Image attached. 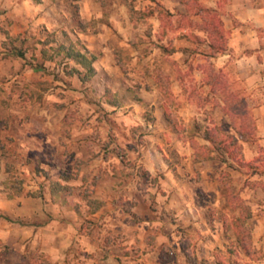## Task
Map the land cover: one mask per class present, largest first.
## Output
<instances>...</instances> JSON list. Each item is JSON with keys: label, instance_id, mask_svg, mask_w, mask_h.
I'll return each instance as SVG.
<instances>
[{"label": "rangeland", "instance_id": "374dc122", "mask_svg": "<svg viewBox=\"0 0 264 264\" xmlns=\"http://www.w3.org/2000/svg\"><path fill=\"white\" fill-rule=\"evenodd\" d=\"M37 2L0 0V106L2 103L13 106L14 103L9 101L15 96L24 103L40 101L46 89L54 92L56 86L60 87L59 82L63 83L67 79L71 85L76 79L80 81L74 70L80 76L84 71L64 57V52L69 48L88 59L94 58L82 51L79 44L62 42L60 35L48 31L44 25H33L36 15L33 5ZM144 15L145 12H133L130 9V18L133 20L140 21ZM63 43L64 46L61 45ZM125 45L114 43L113 50L122 76L111 78V88H105V101L108 99L114 104V110L110 111L100 105L102 92L105 91L101 87L98 90L91 87L95 82L93 76L80 81L86 86L84 99L97 106L94 108L95 123L90 129H95L101 137L94 146L100 150L108 148L112 163L115 160L125 167L129 163L126 150L143 146L162 153L163 166L155 171L154 177L146 175L142 165L136 170L137 176L150 185L158 177L165 181L166 187L172 181H181L182 190L185 184L191 186L193 181L201 180L204 184L210 181L214 197L206 210L207 222L212 224V228H222L223 238L220 236L217 242L224 247H215L206 252L197 251L195 243L201 235L187 233L175 209L172 213L163 209V206L169 204V199L165 198L166 192L159 188L147 200L148 209L158 212L155 214L157 225L152 227L154 233L150 236L154 240L155 233L160 231L162 239L159 245L156 247L154 243L150 247L148 244L142 250L132 245H122L124 236L113 233L107 221L97 223L90 219V214L104 203L93 198L90 183L86 187L79 185V177H87V162L71 155L66 163L65 158L58 156V162H65L67 165L63 167L68 169L50 172L41 169L39 165L28 166L30 161L27 156L20 155L14 149L13 133L18 132H49L57 136L56 142L61 145L60 137L70 136L78 126L83 125L81 119L79 122L76 117L77 109L71 110L68 120L64 121L55 110L54 125L49 128L36 118L29 119V115L15 121L3 120L0 114V232L4 236L6 234L4 239H0V264H234L236 260L245 261L235 242V228L237 222L242 225L241 238L250 247L251 237L249 235L247 240L244 232L249 234L253 226L250 221L254 203L252 200L257 196L260 183L253 178L248 168L238 167L234 160L245 161L241 150L244 142L253 140V122L249 114L251 105L258 97L252 96L248 88L244 89L232 75H213L208 63H196L204 59L206 52L201 44L182 59L180 67L173 63L163 67L161 57H156V45ZM133 46L138 56H145L149 49L150 54L155 52L147 60L149 67L143 65L136 69L137 73L128 72V49H133ZM165 46V50L170 48L167 43ZM61 47L63 50H60ZM14 76L19 79H12ZM141 84L148 91L150 100L163 101L167 123L155 124L153 107L147 105L142 108L141 122L133 124L126 121L127 106L131 101L138 100L136 94ZM75 91V88L70 87L68 98L71 102L76 100ZM57 94L61 95L60 92ZM119 105L123 108L118 109ZM213 128L218 129L213 130V133L222 142L215 146L204 139V132ZM141 131H144V135L148 132V137L141 138ZM70 143L76 149L80 147L76 142V146ZM222 144L228 147L231 156L217 149ZM261 157L264 159L261 155L256 158ZM118 172L120 176L132 178V172L124 169ZM113 175L116 183L120 176H117V172H113ZM63 177L76 181L62 185L57 179ZM121 200V197H116L111 202L115 213L116 209H120L123 213L121 215L131 216V206ZM172 205L177 207L176 203ZM108 215L111 219L117 218L115 214ZM54 218L55 222L51 223ZM126 220L137 222L134 216L125 217L123 223ZM68 223L77 228L78 233L95 235L96 245L93 243L84 247L77 240L68 243V240L63 241L61 237L56 242L48 240L46 225L53 224L60 231L69 226ZM30 225L39 231L35 241L30 237H16L17 230L29 229ZM249 256L257 258L258 254L250 250Z\"/></svg>", "mask_w": 264, "mask_h": 264}, {"label": "crops", "instance_id": "0c3cea01", "mask_svg": "<svg viewBox=\"0 0 264 264\" xmlns=\"http://www.w3.org/2000/svg\"><path fill=\"white\" fill-rule=\"evenodd\" d=\"M187 2L189 0H38L33 5L36 12L33 25H44L48 31L60 35L62 42L71 41L72 44L75 42V45L82 46V51L92 55L94 58L91 67L95 82L91 87L97 90L101 87L103 91L105 88H111V78L122 76L117 55L113 50L114 43L127 44L125 46L129 43L156 45L154 49L157 52L156 57H161L163 67L171 63L180 67L182 59L201 44L206 52L204 59L196 63H208L213 75L221 73L232 75L244 89L248 88L252 96L258 97V100L251 105L249 114L253 122V140L244 142L241 152L245 163L253 162L255 166L261 168L264 166V159L256 157L258 155L264 157V0H195V6L210 12L208 15L204 11L201 15L187 11L185 7ZM130 9L133 12H145L143 19L140 21L131 19ZM215 29L220 32L219 37ZM214 40L223 44V50L211 53L209 43ZM165 43L170 45L168 50L164 48ZM61 45L64 46V43ZM136 47L139 48L138 45ZM149 50L145 56H138L134 46L133 49H128V72L137 73L136 69L142 68L143 65L149 67L147 60L155 53L150 54ZM37 72L40 74V71ZM199 72L203 74L201 70ZM16 77L18 76L12 79ZM76 80V82L72 81L71 85L67 79L63 80V83L59 82L60 87L56 86L54 92L49 88L46 89L40 101L24 103L15 96L9 101L14 103L13 106L1 104L4 106H0L3 120L19 121L23 116L29 115V119L36 118L49 128L54 125L55 110L57 116L64 121V119L68 120L71 110L77 109L76 117L79 122L81 119L83 124L70 136L60 137L61 145L56 142L57 136L54 137L49 132L13 133L15 151L27 156L30 161L28 166L39 165L41 169L50 172L67 170L68 167L63 166L71 155L87 162V177L85 179L79 177V185L83 184L86 187L87 183H90L93 198L104 203L90 214V219L97 223L107 221V226L111 227L113 233L124 236L125 241L121 243L122 245H132L141 250L148 244L150 247L154 243L156 247L159 245L162 239L161 232L155 233L154 240L150 236L154 233L152 227L157 225L155 214L158 212L149 210L147 206L148 198L151 199L154 190L159 188L160 191L166 192L165 198L169 199H167L169 204L163 206V209L168 213H172L175 209L178 212L176 213L178 219L184 222L185 231L189 234L201 235L195 243L197 251L199 249L206 252L215 247L222 249L223 244L217 242L220 236L223 238L222 228H212V224L207 222L206 210L208 205L212 204L214 197L210 181L207 184L201 180L193 181L191 186L185 184L184 192L181 181H172L166 187L165 181L158 177L157 180L153 179V184L150 185L137 176L136 170L142 165L146 175L154 177L155 171L163 166L161 160L163 154L143 146L126 150L129 155V163L126 167L115 160L113 164L108 148L100 150L94 146L96 140L101 137L95 129H90L95 123L94 108L97 106L92 102L87 103L83 97L86 93L85 83ZM70 87L76 89L74 93L77 97L73 102L68 98ZM177 90L181 91V88ZM58 92L61 95H58ZM147 92L141 84L136 94L138 100L131 101L127 106L126 121L133 124L137 121L141 122L142 108L147 105L153 107L152 117L155 124L167 123L163 101L150 100ZM106 93L107 91L102 92L100 105L110 111L114 110L116 106L105 101ZM122 108L118 106V109ZM141 132V138L148 137V132L145 135L144 131ZM70 142L74 145L76 142L80 147L76 149ZM58 156L65 158L66 163L60 164L57 160ZM123 169L132 172V178L120 176L118 171ZM113 172H117V176H120L116 179V183ZM253 178L260 183V188H257V196L252 200L254 203H252L250 221L253 226L249 231L252 243L248 247V252L256 251L258 257L245 256L236 243L245 258V261L236 260L239 264H264V175L253 174ZM57 180L61 181L62 185L74 181L73 178L67 177ZM116 197H121L125 205L131 206V216L121 215L123 213L120 209H116L115 213L111 202ZM173 203H176L177 207L172 205ZM108 213L117 215V218L111 219ZM132 216L136 218V223L127 220L123 223L125 217ZM54 220L55 218L51 223H54ZM45 229L48 231V240L53 242L61 237L63 241L68 240V243L73 239L77 240L79 245L84 247H89L93 243L96 245L95 235L78 233L77 228H73L70 224L60 231L53 224L46 225ZM2 233L0 232V239L6 237V234L4 236ZM16 233L17 238L30 237L35 241L39 231L34 225H30L29 229H19Z\"/></svg>", "mask_w": 264, "mask_h": 264}, {"label": "trees", "instance_id": "16d2710c", "mask_svg": "<svg viewBox=\"0 0 264 264\" xmlns=\"http://www.w3.org/2000/svg\"><path fill=\"white\" fill-rule=\"evenodd\" d=\"M185 7H186L187 11L193 12V13H199L200 15H201L202 11H204V13L207 15L210 13L207 10H202L200 7L195 6V0H189V2L185 3ZM216 31H217L216 35L219 37L221 34L218 30H216ZM223 47H224L223 44L220 43L218 40H214V41H211L209 43V48L211 50V53H214L216 51H221V50H223ZM60 50H63V48L61 47ZM64 57L66 59L73 61L74 64L78 65L84 71V74L82 76H80V73L77 70H74L75 74H77L79 76L80 81H86L90 77L93 76V69L91 67V63L93 61L92 57L90 59H88L84 55L80 54L79 52L73 51L71 48H69L68 50H66L64 52ZM107 101H108V99H107ZM213 130H218V129L213 128V129H210V130H207L204 132V139L211 146H215V145H218L219 143H222L221 140L219 138H217L216 134L213 133ZM238 136L242 137L241 133L240 134L238 133ZM217 149L222 150V152L224 154H226L227 156H231V153L228 151L227 146H223V144H222V146L218 147ZM234 162L240 168H248L249 171L251 172V174L264 175V166L260 168L258 165L255 166L253 162L244 163V162L237 161V160H234ZM3 218L7 219L6 217H3ZM236 219H238V218H236ZM241 226L242 225L239 222H237V226L235 228V239H236V243L238 244V246L242 250L243 254L248 257V255H249L248 244H245L244 243L245 240H243L241 238V234L243 233ZM244 233H245L246 239L248 240L249 234L247 232H244ZM234 264H239V263L234 262Z\"/></svg>", "mask_w": 264, "mask_h": 264}]
</instances>
